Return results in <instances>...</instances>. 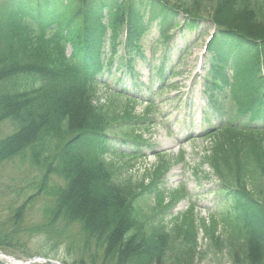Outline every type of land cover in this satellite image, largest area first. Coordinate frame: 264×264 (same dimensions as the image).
<instances>
[{"label":"trees","instance_id":"16d2710c","mask_svg":"<svg viewBox=\"0 0 264 264\" xmlns=\"http://www.w3.org/2000/svg\"><path fill=\"white\" fill-rule=\"evenodd\" d=\"M76 1L0 3V85H4L0 89V123L10 120L17 131L0 142V162L29 151L31 164L43 171L39 190L54 200V208L49 222L31 232H57L64 237L70 225L79 223L86 242L97 241L118 264H190L199 254L194 220L176 223L171 230L155 224L137 204L141 196L132 182L121 177L114 162L106 163L100 155L110 150L109 135L126 131L133 119L127 105L119 110L111 99L104 106L94 104V79L102 71L104 14L121 12L125 0H79L81 8L72 10ZM207 1L218 25L241 32L237 36L222 30L219 39L228 55L250 53L255 39H264L262 8L255 12L247 8L246 0ZM145 2L148 13L133 6L129 18L115 21L114 34L123 22L129 25L130 49L139 48L151 25L145 16L150 22L159 18L165 28L169 17L177 15L168 7V0ZM204 2L181 0L175 5L197 17L206 11ZM69 44L73 53L67 58ZM216 45L218 42L214 53ZM257 62L240 66L252 81ZM237 80L231 84L228 77L216 75L207 77L205 85L215 112L228 103L227 107L238 109L239 116L248 117L245 126L218 130L211 148L212 166L238 219L221 212L211 226L202 224V228L210 233L217 249L214 257L226 249L232 264H260L264 263V147L260 129L251 124L260 120L264 95L261 89ZM55 179L64 185L50 186ZM154 186L143 191L151 192ZM25 206L1 223L0 247H11L27 232L22 223ZM218 228L222 234L216 236Z\"/></svg>","mask_w":264,"mask_h":264},{"label":"rangeland","instance_id":"374dc122","mask_svg":"<svg viewBox=\"0 0 264 264\" xmlns=\"http://www.w3.org/2000/svg\"><path fill=\"white\" fill-rule=\"evenodd\" d=\"M180 2L181 0H174ZM204 5L208 4L205 0ZM204 19L198 34L190 35L189 41L181 39V36L176 39L175 46H184L190 44V49L185 58L176 64V57L167 59L166 66L168 71H172L173 67L176 70V77H174L168 85L177 84L178 89L170 87L163 91L160 96L155 98L158 112L155 115V125L144 131V138L147 142L153 144L152 148H142L139 152H135L137 159L132 160L131 157H118L117 164L121 165L123 162H128L133 165L124 170L125 177H132L134 186H142L151 181V175L155 169L161 166V161L167 165V174L165 180V190L167 197L165 202L171 200L170 193L177 188H184L187 197L178 204L174 211L162 213L161 209L155 211V220L168 221L173 220L178 214L181 215L190 208L195 206L193 214L198 221H206L210 216L217 211L219 196L215 193L218 189L217 178L214 177L213 172L206 166L202 165L201 157L205 149L209 146L210 140H197L191 143L189 136L192 134L197 137L200 134V121L202 120L201 104L205 102V97L201 92V87L191 83L194 74L197 72V61L202 54V45L212 32L211 14L212 10L209 6L205 9ZM184 19V14L181 15ZM156 26L150 32L155 38L158 34ZM193 40V41H192ZM155 40L148 41V49L146 51L148 59L145 62L138 58L136 60V71H139L142 78V85L149 84L150 79L149 68L146 63L153 65L160 64L163 60L161 55V45L156 54H150L153 46L156 45ZM192 41V42H191ZM154 43V44H153ZM174 46V47H175ZM151 47V49H149ZM67 53L71 49L67 48ZM108 51V50H106ZM174 53V52H170ZM119 61L115 62L111 71L106 72L101 78V86H99V96L102 101L106 99L109 94L114 95L115 92H123L126 95L138 94L142 99L146 100L149 95L147 88L140 85L137 79L132 78V74L128 72V68L121 65ZM148 82V83H147ZM139 84V86H137ZM102 103V102H101ZM146 107V102H140L136 105V110L143 112ZM14 131V127L8 123L0 125V139L9 136ZM120 154H130V149L126 150L120 142H113ZM168 152L167 155H163ZM184 152L182 160L179 158ZM133 154V153H132ZM151 170V171H150ZM211 174V175H210ZM37 171L29 166L28 162H23L22 158H17L10 163L0 164V225L3 219H8L13 212L21 207L30 195L35 193L32 190L33 184L36 182ZM162 188V186H161ZM149 208H155L156 200L153 196H147L141 201ZM49 204L44 197L36 199L33 204L25 211L27 215L26 223L30 226L39 223L43 220L42 212L44 206ZM210 220V219H209ZM74 239L71 242L62 241L56 244L53 239H49L43 235L32 236L28 239L25 249L29 250V254L34 256L49 255L56 257L61 262H77L83 260L84 264H105L102 257L92 259L89 253H84L81 250V243L79 238V231L73 229ZM199 243L202 249H207V242L200 233ZM15 257L20 256L24 262L28 258L22 257L21 248L16 246V249H11ZM230 257L225 253L220 254L219 259L215 257H206L204 259H197L193 264H231Z\"/></svg>","mask_w":264,"mask_h":264}]
</instances>
